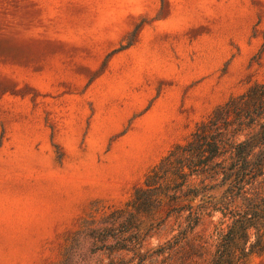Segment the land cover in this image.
Returning <instances> with one entry per match:
<instances>
[{
  "label": "rangeland",
  "instance_id": "obj_1",
  "mask_svg": "<svg viewBox=\"0 0 264 264\" xmlns=\"http://www.w3.org/2000/svg\"><path fill=\"white\" fill-rule=\"evenodd\" d=\"M263 81L264 0H0V264H93V231Z\"/></svg>",
  "mask_w": 264,
  "mask_h": 264
},
{
  "label": "trees",
  "instance_id": "obj_2",
  "mask_svg": "<svg viewBox=\"0 0 264 264\" xmlns=\"http://www.w3.org/2000/svg\"><path fill=\"white\" fill-rule=\"evenodd\" d=\"M106 219L92 233L93 264H249L262 257L264 81L198 123ZM172 222L177 234L148 247L146 230Z\"/></svg>",
  "mask_w": 264,
  "mask_h": 264
}]
</instances>
